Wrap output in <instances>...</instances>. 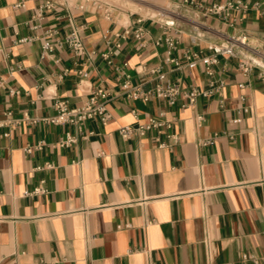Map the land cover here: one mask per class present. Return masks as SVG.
Masks as SVG:
<instances>
[{"label":"crops","instance_id":"0c3cea01","mask_svg":"<svg viewBox=\"0 0 264 264\" xmlns=\"http://www.w3.org/2000/svg\"><path fill=\"white\" fill-rule=\"evenodd\" d=\"M46 1L0 0V264H264V0H242L249 8L234 25L185 0H50L37 16ZM166 25L183 63L232 36L249 45L220 56L219 91L193 105L133 98L125 82L147 90L158 81L143 66L165 72L164 83L216 88L203 61L165 63L156 40ZM74 30L84 54L61 43ZM46 41L54 47L43 54ZM243 56L256 63L249 74ZM95 88L108 93V122L79 130L45 120L57 100L79 106ZM161 113L171 122L162 132L119 133ZM67 133L77 139L63 146Z\"/></svg>","mask_w":264,"mask_h":264},{"label":"built area","instance_id":"2783aa9c","mask_svg":"<svg viewBox=\"0 0 264 264\" xmlns=\"http://www.w3.org/2000/svg\"><path fill=\"white\" fill-rule=\"evenodd\" d=\"M186 4H189L191 7L195 8L199 12L203 13L205 16H215L221 18L224 22L234 25L239 19V14L245 12L249 8V3L243 2L242 0H228L225 2H214L209 5H204L198 2L185 0ZM19 6H24V2L18 4ZM55 3L53 1H46L42 4L37 11V16H42L43 12L46 9L53 8ZM234 13L237 15L234 16ZM169 25H166L165 28V36L163 38H159L156 40L157 43L164 41L167 45V56L165 58V63L173 66L176 69H184L186 67L192 68L197 66L199 61H203L206 66V72L211 77V86L216 88L211 89H199L197 86L193 84H188L185 81L180 82H168L164 83L166 79L165 72H159L157 68H149L147 66H143V71L148 72L152 75H155L158 79L157 83L147 90H142L138 86L132 85L129 81L125 82L122 85V88L125 89L129 96L133 98H142L144 100H149L152 98H163L166 101L173 105L176 104L179 98L184 100V106L193 105L196 103L200 96L210 97L215 92L219 91V87L216 85V81L214 78L215 70L214 65L217 64L220 60V56L229 55L234 57H239V53L237 52V48L239 46H248L246 36L242 37H229L227 43L224 44H212L209 46L211 53L201 57L199 53H186L185 59L186 63H183L179 58L174 56L173 51L176 49L178 40L177 37L172 34L169 30ZM129 31L125 30L122 37L128 34ZM49 35H52V32H49ZM119 35V34H118ZM135 37L139 40H143L146 37V30L143 26H139L135 29ZM30 38H22L20 41L24 42L29 40ZM61 43H66L69 45L76 54H84L86 51V47L83 41L82 36L80 35L78 30H74L70 34L66 36V38L61 41ZM141 46H145L146 43L141 41ZM120 46V43L117 44ZM53 44L50 41H46L43 46V54L50 52L53 50ZM256 67V63L247 58L246 56L239 58V68L245 74H249ZM86 75V74H85ZM260 75L264 77V72L261 71ZM244 83H240V87H244ZM244 99V97H242ZM108 93L102 88H95L92 90L91 96L88 100H86L83 104L75 107L69 106L67 101L57 100L54 104L56 113L52 116H48L45 118L46 121L54 123V124H74L78 126L81 130V125H83L86 121L94 118H99L102 122L106 123L112 118V114L108 109ZM7 121L14 122L19 119L12 118V112H7ZM200 120L203 119V116H198ZM23 119L37 121V119L30 118L25 116ZM21 120V119H20ZM171 127V122L163 118V113L159 116H150L146 121L139 122L137 125H125L119 129V133L124 138H129L133 134L145 135L147 132L151 130H158L162 132L164 129ZM76 136L67 133L66 137L60 141L61 145H70L76 141ZM160 146H165L164 142L159 144ZM43 143H40L36 146H28L26 148L27 152H32L34 149L42 148ZM43 187H38L35 189V192H43ZM1 218V216H0ZM248 257V256H244Z\"/></svg>","mask_w":264,"mask_h":264},{"label":"rangeland","instance_id":"374dc122","mask_svg":"<svg viewBox=\"0 0 264 264\" xmlns=\"http://www.w3.org/2000/svg\"><path fill=\"white\" fill-rule=\"evenodd\" d=\"M107 1H113V0H107ZM115 1L117 3H121V4L126 3L128 5H135L136 7H138V6L142 5L144 2H146L147 0H115Z\"/></svg>","mask_w":264,"mask_h":264}]
</instances>
